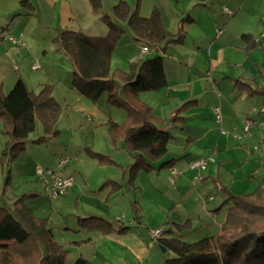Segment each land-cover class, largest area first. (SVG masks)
Segmentation results:
<instances>
[{"label": "crops", "instance_id": "0c3cea01", "mask_svg": "<svg viewBox=\"0 0 264 264\" xmlns=\"http://www.w3.org/2000/svg\"><path fill=\"white\" fill-rule=\"evenodd\" d=\"M101 2V14L125 29L112 53L111 71H126L139 59L162 58L168 86L141 92L139 99L151 108L156 127L172 136L167 154L153 163V171L139 173L134 187L126 185L132 158L121 140L111 144L107 131L110 121H124V113L109 107L105 95L91 102L72 88L71 64L54 40L64 31L107 34L101 14H94L87 0H0V25L21 41L0 44L1 90L9 93L18 81L33 93L51 85L62 109L56 137L37 144L40 132L37 139H28L9 170L0 166V179L7 181L10 175L11 186L16 184L12 200L33 196L24 201L25 207L34 218L49 222L54 238L68 252V264L78 258L91 264H163L157 240L177 234L194 243L218 236L225 215L216 220L224 211L216 209L227 199L222 189L233 195L249 193L264 177V106L236 86L239 81L264 87V0ZM120 2L141 18L158 11L164 29L172 34L190 17L182 43L149 47L141 57L146 43L113 15ZM188 102L192 106L176 115ZM246 121L251 122L248 134L243 132ZM1 136L0 152L6 142ZM91 153L109 161L99 162ZM200 158L209 159L207 166L192 169L190 164ZM38 168L71 178L66 194L53 198L35 176ZM107 181L121 188H102ZM218 199L221 204L211 206ZM88 217L103 218L116 230L104 235L79 228L78 220ZM186 223L177 233L175 226ZM159 228L162 236L151 237L150 231Z\"/></svg>", "mask_w": 264, "mask_h": 264}, {"label": "trees", "instance_id": "16d2710c", "mask_svg": "<svg viewBox=\"0 0 264 264\" xmlns=\"http://www.w3.org/2000/svg\"><path fill=\"white\" fill-rule=\"evenodd\" d=\"M87 1L94 14H101V0ZM113 15L126 24L137 40L152 48L182 43L183 27L191 22L190 17L182 19L177 34H172L164 29L158 11L154 10L149 18H141L136 12L130 13L123 2L113 8ZM101 21L107 27L105 36L91 37L81 32L64 31L54 43L71 64L72 88L91 102L105 95L109 107L124 113V121H110L107 131L111 144L116 146L121 140L124 150L132 158L126 169V185L134 187L138 174L153 171V163L163 159L173 139L170 133L156 127L151 108L139 99V94L161 90L168 83L160 57L131 62L126 71H111L112 53L125 29L108 14H101ZM236 86L239 93L261 97L264 106V87L252 88L239 81ZM190 106L192 102L185 103L176 115ZM61 110L51 85L43 86L38 93L29 91L22 81L16 82L7 94L0 88V132L6 139L0 152L1 168L10 169L35 131L37 122L41 124L43 135L35 143L56 137L55 126ZM91 154L99 162L109 161L105 156ZM9 179L10 175L6 183ZM106 187L118 190L121 185L107 181L102 188ZM222 192L227 199L216 209V212L224 210L225 214L219 235L194 243L183 241L177 234L173 238L157 240L173 254L172 258L164 259L163 264H264V177L249 193L233 195L226 188ZM32 197L21 196L10 208L0 203V264H68V252L55 240L49 222L34 218L25 207L24 201ZM78 225L81 229L104 235L116 230L100 217L79 219ZM187 226L188 223L175 226L177 233ZM72 264L91 263L78 258Z\"/></svg>", "mask_w": 264, "mask_h": 264}, {"label": "built area", "instance_id": "2783aa9c", "mask_svg": "<svg viewBox=\"0 0 264 264\" xmlns=\"http://www.w3.org/2000/svg\"><path fill=\"white\" fill-rule=\"evenodd\" d=\"M225 13L228 15L231 14V12L228 9H224ZM218 35L221 34V31L217 33ZM4 41H8L11 44L19 45L21 44V41L16 39L11 31L8 28L2 27L0 25V44H2ZM149 50V47L147 45H144L140 49V56L143 57ZM214 112L218 115L219 111L218 109H214ZM251 125L250 121H246L243 126V132L244 134H248L249 127ZM260 127L262 130H264V123H260ZM224 134V132H222ZM209 162L208 158H200L198 160L193 161L190 164V167L192 169H203L207 166ZM63 162L60 163V167L62 166ZM173 172V171H172ZM35 176L37 177L38 181L43 185V187L48 190L53 198H58L66 194L68 188L70 187L72 183V179L68 177H62L59 173V171H52L49 169H36ZM210 200H213V198H210ZM121 220V219H118ZM163 234V229H155L150 231V236L157 239L160 238Z\"/></svg>", "mask_w": 264, "mask_h": 264}, {"label": "rangeland", "instance_id": "374dc122", "mask_svg": "<svg viewBox=\"0 0 264 264\" xmlns=\"http://www.w3.org/2000/svg\"><path fill=\"white\" fill-rule=\"evenodd\" d=\"M127 70V69H126ZM255 99L259 100L260 103L262 101V98L261 97H256ZM56 127V126H55ZM42 132L40 135H43V131H42V127H41V124L39 122L36 123V127H35V131L29 136V141L31 140H35L37 139L40 135L39 133ZM1 134V132H0ZM3 137V136H1ZM3 148V147H2ZM2 150V149H1ZM262 173V172H261ZM263 174V173H262ZM260 175V177L264 176V175ZM261 177V178H262ZM16 184L13 186H11V182L9 183H6V178L4 180H1L0 179V196H2V199H3V203L6 204V206H8L9 208L13 206L14 202L19 198L17 197L15 200L13 199L12 200V196H13V192L12 190H15L16 189ZM4 191V192H3ZM8 193V194H7ZM21 197V196H20ZM221 204V200L218 199L215 200L214 202L211 203V206H216V205H220ZM225 215L224 214V211L221 212V214H217V218L216 220H221L222 219V216ZM56 240V239H55ZM57 243L60 242L59 239L56 240ZM66 250V249H65ZM162 256L164 257V259H168V258H172L173 257V254L171 252H165V253H162Z\"/></svg>", "mask_w": 264, "mask_h": 264}, {"label": "water", "instance_id": "95a60500", "mask_svg": "<svg viewBox=\"0 0 264 264\" xmlns=\"http://www.w3.org/2000/svg\"><path fill=\"white\" fill-rule=\"evenodd\" d=\"M159 249L161 250L162 253H165L166 252V249L163 248L162 246H159Z\"/></svg>", "mask_w": 264, "mask_h": 264}]
</instances>
